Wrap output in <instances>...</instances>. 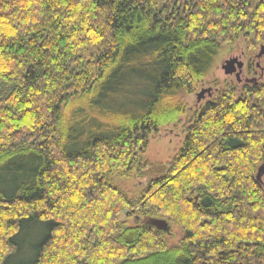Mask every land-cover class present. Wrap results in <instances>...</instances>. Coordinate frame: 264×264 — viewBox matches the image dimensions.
Instances as JSON below:
<instances>
[{
	"label": "trees",
	"instance_id": "16d2710c",
	"mask_svg": "<svg viewBox=\"0 0 264 264\" xmlns=\"http://www.w3.org/2000/svg\"><path fill=\"white\" fill-rule=\"evenodd\" d=\"M238 37L264 45V0H0V264H264V84L146 158Z\"/></svg>",
	"mask_w": 264,
	"mask_h": 264
},
{
	"label": "rangeland",
	"instance_id": "374dc122",
	"mask_svg": "<svg viewBox=\"0 0 264 264\" xmlns=\"http://www.w3.org/2000/svg\"><path fill=\"white\" fill-rule=\"evenodd\" d=\"M258 48L250 50L242 37H238L232 45H225L220 48L202 86L200 88L198 87L193 94L186 95L184 97L185 113L180 117L179 121L173 124H166L160 127L157 133L150 135L148 149L146 152V158L150 162L165 164L180 150L184 140L185 134L183 130L185 125L188 126V124L193 120L195 113H197V111H199L208 102H211L216 98L219 90L231 87L238 97H242L245 93L244 88L252 87L251 84H238L233 75H225L222 70V66L225 61L230 58H239L241 62H245V67H248L250 57L257 53ZM251 67L253 68L254 66ZM255 74L258 78L259 71L256 70ZM249 79H251L250 76ZM259 84H264V76L259 80ZM206 89L211 90V95L206 93L204 98L198 101L196 95L200 91ZM74 110L75 108H71L69 115ZM115 184L129 195L137 194L142 189V184H140L136 178H132L130 180L116 179ZM262 184L264 186V175L262 177ZM119 219L121 221L126 220L128 226L136 225L132 218L126 219L123 214L120 215ZM163 237L166 239L170 247H176L182 239L180 229L174 224H169V232L164 233ZM31 239H33V236L30 237V240Z\"/></svg>",
	"mask_w": 264,
	"mask_h": 264
},
{
	"label": "water",
	"instance_id": "95a60500",
	"mask_svg": "<svg viewBox=\"0 0 264 264\" xmlns=\"http://www.w3.org/2000/svg\"><path fill=\"white\" fill-rule=\"evenodd\" d=\"M262 53H264V47L261 48V53L259 54V56H261ZM235 65H236V69L240 72V70L242 68V62L240 61L239 58H233L231 60L226 61L224 63V65L222 66V70H223L224 74L225 75H232L233 73H235V69H234ZM239 72L238 73L236 72V74H235L236 78L239 76ZM206 93L210 95V89L200 91L196 95L197 100L199 101L202 98H204V95ZM263 175H264V165L258 169V172L256 175V179L258 182H262ZM143 223L155 228L156 230H158L162 233L169 232V225L164 220L145 218V219H143Z\"/></svg>",
	"mask_w": 264,
	"mask_h": 264
},
{
	"label": "flooded vegetation",
	"instance_id": "af4514ba",
	"mask_svg": "<svg viewBox=\"0 0 264 264\" xmlns=\"http://www.w3.org/2000/svg\"><path fill=\"white\" fill-rule=\"evenodd\" d=\"M262 47H264V45L259 46L257 53L254 56L250 57V63H248V67H245V62H242V68L239 72L236 69V65L234 66L235 73H233L232 75L234 76L238 84H245V85L251 84L252 86H255V87L259 85V80L263 78L264 76V53H262L261 56H259V54L261 53ZM231 59L233 58H230L229 60ZM251 66H254L253 68L255 70ZM256 70L259 71L258 78L255 74ZM236 72L237 73L239 72V76L237 78L235 76ZM249 76L251 77V79H249ZM210 95H211V90H210Z\"/></svg>",
	"mask_w": 264,
	"mask_h": 264
}]
</instances>
